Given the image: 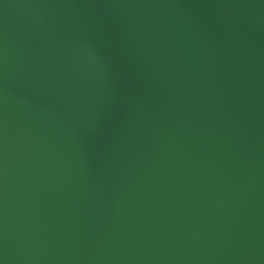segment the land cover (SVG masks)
<instances>
[{
    "label": "water",
    "instance_id": "obj_1",
    "mask_svg": "<svg viewBox=\"0 0 264 264\" xmlns=\"http://www.w3.org/2000/svg\"><path fill=\"white\" fill-rule=\"evenodd\" d=\"M0 264H264V0H0Z\"/></svg>",
    "mask_w": 264,
    "mask_h": 264
}]
</instances>
